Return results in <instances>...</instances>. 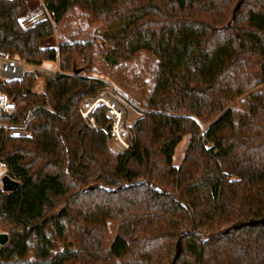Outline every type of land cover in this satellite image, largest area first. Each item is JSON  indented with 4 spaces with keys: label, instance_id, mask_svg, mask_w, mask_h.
I'll return each instance as SVG.
<instances>
[{
    "label": "trees",
    "instance_id": "trees-1",
    "mask_svg": "<svg viewBox=\"0 0 264 264\" xmlns=\"http://www.w3.org/2000/svg\"><path fill=\"white\" fill-rule=\"evenodd\" d=\"M41 4L24 26L27 0H0V55L58 62L42 91L32 70L0 81L14 119L30 115L29 136L0 130V163L19 182L0 187V264H264V0ZM72 8L101 23L109 65L157 58L126 150L109 151L103 105L95 127L78 112L106 86L90 75L92 41L47 45Z\"/></svg>",
    "mask_w": 264,
    "mask_h": 264
},
{
    "label": "rangeland",
    "instance_id": "rangeland-1",
    "mask_svg": "<svg viewBox=\"0 0 264 264\" xmlns=\"http://www.w3.org/2000/svg\"><path fill=\"white\" fill-rule=\"evenodd\" d=\"M45 15L41 0H27L26 9L20 13V20L24 26L30 25ZM101 23L90 24L87 21L86 14L78 8L69 10L60 24L54 27V34L47 45L57 46L60 41H86L93 43L92 72L90 75L99 77L106 82L104 89L111 88L112 93L125 106V123L130 127L133 122L142 115L144 99L149 95L154 84V71L157 65V58L151 52L146 50L138 51L135 56L126 62H121L116 66H111L103 59L104 52L108 45L101 39ZM46 68L58 67V62H44ZM25 69L32 67L26 65ZM44 76H38L34 89L42 91L44 87ZM262 85L255 89H260ZM245 97L242 96L236 100L235 106L242 104ZM133 135V132L131 130ZM189 142L186 135L178 143L172 164L179 166L185 148ZM107 147L110 152L117 153L121 150L120 146L114 141L107 140ZM6 174V169L0 163V185L1 178Z\"/></svg>",
    "mask_w": 264,
    "mask_h": 264
},
{
    "label": "built area",
    "instance_id": "built-area-1",
    "mask_svg": "<svg viewBox=\"0 0 264 264\" xmlns=\"http://www.w3.org/2000/svg\"><path fill=\"white\" fill-rule=\"evenodd\" d=\"M26 65H30L23 60L13 58L9 54L0 55V81L18 80L27 70ZM32 71L44 77H54L58 71L56 68H46L42 65H30ZM98 105L105 107V114L110 120V125L101 127L108 141L116 142L121 150L130 147L133 135L130 127L125 123V106L112 93L111 88L102 89L93 97L85 98L78 107V112L84 121L91 127H95L94 109ZM18 104L12 100L6 92L0 90V130L8 132L11 136H29L27 127L30 115L27 114L22 120H15L14 116L18 112Z\"/></svg>",
    "mask_w": 264,
    "mask_h": 264
},
{
    "label": "water",
    "instance_id": "water-1",
    "mask_svg": "<svg viewBox=\"0 0 264 264\" xmlns=\"http://www.w3.org/2000/svg\"><path fill=\"white\" fill-rule=\"evenodd\" d=\"M240 4V1H238L236 7H238ZM19 185V182L7 174L3 175L1 178V189L5 192H11L17 189ZM8 241V235L5 232H0V248L5 245Z\"/></svg>",
    "mask_w": 264,
    "mask_h": 264
}]
</instances>
